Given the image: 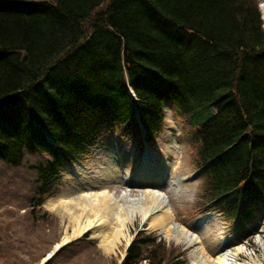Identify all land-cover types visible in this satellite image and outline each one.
I'll return each mask as SVG.
<instances>
[{
	"label": "trees",
	"instance_id": "trees-1",
	"mask_svg": "<svg viewBox=\"0 0 264 264\" xmlns=\"http://www.w3.org/2000/svg\"><path fill=\"white\" fill-rule=\"evenodd\" d=\"M166 103L186 115L192 129L205 175L200 204L207 200L245 233L264 212L258 3L0 0V173L29 163L34 174L25 195L32 221L57 194L64 164L84 160L101 135L116 128L153 142ZM0 184L10 188L16 179L2 176ZM10 191L7 199L0 192V203L14 202L21 189ZM123 264L188 259L181 248L140 230Z\"/></svg>",
	"mask_w": 264,
	"mask_h": 264
},
{
	"label": "rangeland",
	"instance_id": "rangeland-1",
	"mask_svg": "<svg viewBox=\"0 0 264 264\" xmlns=\"http://www.w3.org/2000/svg\"><path fill=\"white\" fill-rule=\"evenodd\" d=\"M252 1L258 3L264 21V3L261 0ZM185 116L181 115L174 105L167 104L163 129L157 141L150 146L151 149H144L139 138L130 136L128 131L116 128L105 132L101 135L99 143L86 154L82 163L64 164L58 192L45 201L41 208L42 215L39 217L41 219L36 218V221L30 218L33 215L25 195L32 186L30 178L34 174L28 168L29 163L0 173L5 182L9 181V176L16 179L15 186L10 188L8 186L2 190L3 185L0 184V192L2 190L1 193L6 199L12 196L10 190L15 187L21 189L14 197L16 198L14 202L0 203L2 223L0 247H3L4 254L9 257L7 261L0 255V264H43L51 252L46 264H123L128 244L140 230L162 236L168 245L181 248L186 252L188 264H204L205 261H201L200 257L202 255L203 258L208 255L216 258L219 255H226L228 251L236 250L238 246L233 248L232 246L239 241L230 230V222L225 221L216 211H211L206 203L200 204L205 178L203 174H199L197 168V154L191 142L193 132ZM188 132H191V137ZM146 152L156 154L155 157H158L160 163H171L170 180L163 182L155 178L153 181L157 183L156 187L167 193L170 206L175 213V222L186 226L201 240L195 244L188 243L186 238L178 240L177 236L181 233L174 230L173 234L167 235L161 228H154L148 222H144L141 215L137 214L133 222L129 223L128 238L119 244L115 253H107L100 245L99 239L92 237L90 233L73 237L55 249L56 244L62 241L66 225L61 214L52 210L51 203L62 197L77 195L84 189L100 190L105 187L117 196L125 191H129L133 196H140L146 186L140 177L139 168ZM33 157L34 155H30L29 159L33 160ZM78 169L80 174L76 172ZM128 172L129 175L132 174L131 178ZM195 172L199 175L196 176ZM255 220L254 227L251 228L257 230L256 234L260 227L264 226V215ZM256 238L254 234L249 238L246 242L247 250L254 252L253 260L258 258L263 261L261 264H264V243ZM250 260L251 256L246 252L239 253L238 261Z\"/></svg>",
	"mask_w": 264,
	"mask_h": 264
},
{
	"label": "bare ground",
	"instance_id": "bare-ground-1",
	"mask_svg": "<svg viewBox=\"0 0 264 264\" xmlns=\"http://www.w3.org/2000/svg\"><path fill=\"white\" fill-rule=\"evenodd\" d=\"M145 156L141 162L139 172L142 182L145 184V191L140 196H133L131 193L123 192L116 195L107 187L100 190H81L80 193L71 197H62L51 203L53 211H58L66 225L62 241L58 242L55 249L73 237L90 233L92 237L99 239L100 245L107 253H115L119 244L129 236V223L133 222L137 214H140L144 222H148L154 228H161L167 235L174 233V230L181 235L178 240L186 238L188 243L195 244L201 239L186 226L175 222L168 195L160 188L154 187L156 184L153 178H161L167 171L166 166L159 167L154 174L153 169L148 168ZM152 158V157H151ZM154 158V157H153ZM77 174H80L78 169ZM158 172V173H157ZM157 173V174H156ZM128 175L130 172L127 173ZM132 174L129 175V178ZM104 182L105 180L102 179ZM264 243V239L258 238ZM240 252H246L251 256L250 262H240L237 257ZM204 253V251H203ZM52 254V252H51ZM205 254V253H204ZM254 252L248 251L244 245H239L236 251H228L224 256L213 258L201 257L204 264H254L263 263L256 258L253 260ZM196 261H198L196 259Z\"/></svg>",
	"mask_w": 264,
	"mask_h": 264
},
{
	"label": "water",
	"instance_id": "water-1",
	"mask_svg": "<svg viewBox=\"0 0 264 264\" xmlns=\"http://www.w3.org/2000/svg\"><path fill=\"white\" fill-rule=\"evenodd\" d=\"M51 256V254L48 256V258H46V260H44L42 263L46 264L47 260L49 259V257Z\"/></svg>",
	"mask_w": 264,
	"mask_h": 264
}]
</instances>
